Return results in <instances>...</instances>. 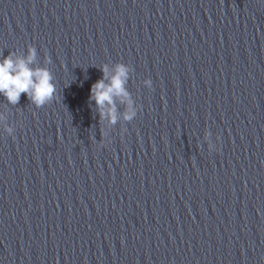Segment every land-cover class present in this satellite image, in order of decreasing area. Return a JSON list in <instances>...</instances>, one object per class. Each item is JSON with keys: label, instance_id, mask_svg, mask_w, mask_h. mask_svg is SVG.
<instances>
[{"label": "clouds", "instance_id": "clouds-1", "mask_svg": "<svg viewBox=\"0 0 264 264\" xmlns=\"http://www.w3.org/2000/svg\"><path fill=\"white\" fill-rule=\"evenodd\" d=\"M37 50L34 46L28 47L26 58H12L10 52L0 60V95H3L10 105H17L21 95L25 94L29 101L37 108L51 103L56 96V86L52 82L53 76L48 69L38 67L32 68L30 65L35 61ZM101 71L103 78L96 81L91 87L90 99L95 101L100 117L108 118L109 122L115 124L117 121L116 97L121 98V102L127 104L128 110L124 113V119L131 121L137 115L132 107L130 94L125 85L128 81L129 67L123 63H118L110 81L108 78V68L105 65ZM144 85L151 89V79L143 81ZM5 119L0 115V120ZM8 135H13L15 129L6 127ZM215 148V146H214Z\"/></svg>", "mask_w": 264, "mask_h": 264}]
</instances>
